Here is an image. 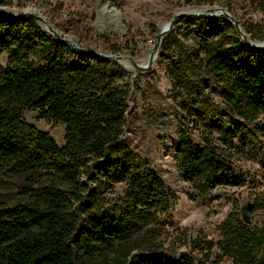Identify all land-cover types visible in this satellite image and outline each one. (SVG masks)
<instances>
[{
    "label": "trees",
    "instance_id": "trees-1",
    "mask_svg": "<svg viewBox=\"0 0 264 264\" xmlns=\"http://www.w3.org/2000/svg\"><path fill=\"white\" fill-rule=\"evenodd\" d=\"M219 1L186 3L212 6ZM250 3L264 14V0ZM220 20L199 36L197 49L177 44L169 69L172 86L198 108L205 106L196 79L210 77L238 117L220 121L218 142L205 137L199 146L180 130L175 159L198 196L239 184L229 163L244 150L234 140L246 133L245 123L264 116V49L248 48L235 27ZM250 38L263 41L264 34ZM169 44L175 43L165 37L162 59H169ZM2 53L7 64H0V179L30 182L25 190L31 193L25 201L0 204V264H194L185 254L171 258L155 248L139 251L136 245L157 233L156 218L168 211L171 196L151 169L135 165V154L123 139L131 93L120 83L125 74L84 54L70 60L71 48L44 33L32 18L0 17ZM24 111L63 125V146L27 124ZM41 173L52 184H41ZM118 184L124 185L122 195L110 199ZM253 206L264 211V194ZM218 230L219 239L206 244L212 264H264V219L252 225L232 211Z\"/></svg>",
    "mask_w": 264,
    "mask_h": 264
},
{
    "label": "rangeland",
    "instance_id": "rangeland-1",
    "mask_svg": "<svg viewBox=\"0 0 264 264\" xmlns=\"http://www.w3.org/2000/svg\"><path fill=\"white\" fill-rule=\"evenodd\" d=\"M187 8H223L249 29L248 37L264 34V14L250 0H220L212 6L187 4L186 0H0V11L34 12L58 34L84 50L117 54L136 62L149 54L162 25ZM220 18L222 16L179 18L165 35L175 43L168 46L169 59L159 57V48L148 72H128L116 61L98 59L121 70L125 77L120 83L131 90L123 139L135 154V165L151 169L171 196L168 211L159 213L156 218L157 233L152 239L138 240L136 245L141 247L139 251L155 248L171 258L185 254L194 264H212L213 255L206 244L219 239V226L232 211L241 214L243 207L251 205V211L246 213L249 223L260 225L264 219V211L253 206L264 194L263 115L253 123H245L246 133L238 134L234 140L244 150L235 154L229 163V172L240 180L237 186H219L207 195L198 196L184 181L175 159L180 130L186 131L200 146L205 137L218 142L220 121L238 120L220 98V89L210 77L202 75L196 79L203 90L205 106L198 108L172 86L169 76L173 59L178 55L176 45L181 44L187 50L197 49L199 36L217 27ZM36 22L49 35L46 28ZM71 52L70 60L79 54L73 49ZM6 59L7 54L2 53V67H6ZM22 119L47 133L58 147L63 146V125L45 122L34 111H24ZM38 176L45 180L41 184H52L48 174ZM26 183L20 178L2 177L0 204L9 206L18 200L25 201L31 193L25 190ZM53 186L65 189L58 183ZM123 189V184L116 185L109 198L122 195ZM221 264H229V261Z\"/></svg>",
    "mask_w": 264,
    "mask_h": 264
},
{
    "label": "water",
    "instance_id": "water-1",
    "mask_svg": "<svg viewBox=\"0 0 264 264\" xmlns=\"http://www.w3.org/2000/svg\"><path fill=\"white\" fill-rule=\"evenodd\" d=\"M194 16H196V17H204V16L205 17H219V16H222L235 27L237 35L243 41L245 46H247L248 48H250L252 50L264 49V40L263 41H256V42H254L253 45H250L248 43L247 35L243 31L241 24L227 10H225L223 8H207L204 13L196 14V15L195 14L190 15V14H185V13H179V14L175 15L174 17H172L167 23L163 24L160 31L157 34L155 43L152 46L151 55H150V58H149L147 64L144 66H140V65L135 64L131 59H129L130 61L133 62V66H134L135 71H138V72L150 71L152 66H153V57L155 54L156 55L158 54V50L161 46V43H162L165 35H167L173 29L174 25L177 23L179 18L194 17ZM0 17L11 18V19L32 18L35 21H38L39 23H41L46 28V31L48 32V34L50 36H52L55 40H57L60 43L67 45L68 47H70L71 49H73L74 51H76L79 54H84V55H87L89 57L102 59V60L119 59V57H120V55H117V54H103V53L95 52L92 50H84V49L80 48L71 40H69L65 37H62L60 34H58L50 25H48L44 21V19L41 16H39L38 14H36L34 12L24 11V12H20V13H10V12L0 11ZM251 208H252L251 205H247L241 209L242 218L246 223L249 222L248 217L246 216V213L251 211Z\"/></svg>",
    "mask_w": 264,
    "mask_h": 264
},
{
    "label": "bare ground",
    "instance_id": "bare-ground-1",
    "mask_svg": "<svg viewBox=\"0 0 264 264\" xmlns=\"http://www.w3.org/2000/svg\"><path fill=\"white\" fill-rule=\"evenodd\" d=\"M206 9L207 8H187V9L181 10L179 13H185V14H190V15H194L195 14L196 15V14L204 13ZM247 41H248V43L250 45H253L254 42H256V41L252 40L248 36H247ZM151 49H152V47H151ZM151 49H150L149 54L145 57V59H143L140 62H136V61H133V62L135 64H137V65H140V66L146 65L148 60H149V58H150V55H151ZM156 58H157V55L155 54L154 57H153V63L156 61ZM112 60L118 62L119 65H121L126 71L132 72V73L135 72V69H134V66H133V62L128 60V59H126L125 57L120 56L119 59H112Z\"/></svg>",
    "mask_w": 264,
    "mask_h": 264
}]
</instances>
